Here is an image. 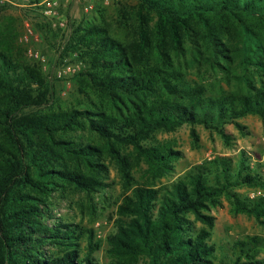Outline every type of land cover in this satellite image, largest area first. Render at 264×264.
Segmentation results:
<instances>
[{
    "label": "trees",
    "instance_id": "16d2710c",
    "mask_svg": "<svg viewBox=\"0 0 264 264\" xmlns=\"http://www.w3.org/2000/svg\"><path fill=\"white\" fill-rule=\"evenodd\" d=\"M8 8L0 7V264H98L92 231L53 214L55 195L107 187L101 149L77 133L103 140L131 186L118 147L131 146L164 176L179 153L146 145L157 132L190 125L198 142L193 127L202 126L227 142V125L242 132L240 119H264V0L96 7L93 16L69 24L64 49L84 68L72 78L82 101L67 110L54 107L56 93L19 42L17 18L3 15ZM27 11L41 19L33 23L35 32L47 37L51 24ZM186 45L198 65L230 73L235 89L212 93L191 84L175 69ZM243 188L264 190V154L241 150L195 166L169 186H133L106 239L110 264H264L257 259L264 247L257 236L234 241L228 262L210 243L215 217L209 212L222 197L233 215L264 226V195L249 197Z\"/></svg>",
    "mask_w": 264,
    "mask_h": 264
},
{
    "label": "rangeland",
    "instance_id": "374dc122",
    "mask_svg": "<svg viewBox=\"0 0 264 264\" xmlns=\"http://www.w3.org/2000/svg\"><path fill=\"white\" fill-rule=\"evenodd\" d=\"M120 2L135 6L137 0H69L60 8V19L66 22V27L51 26L53 31L47 34V37L35 32L33 23L40 22L41 19L34 17L29 11L9 7L3 14L5 18H17L21 30L19 42L27 47L28 59L39 62L42 72L50 81L56 93L55 108L67 110L82 101L79 95H75V82L72 78L83 70L84 65L77 61L74 54L64 49L71 35L69 24L93 16L92 12L98 6L112 8ZM29 29L37 36V40L35 37L30 38L28 42L23 40ZM185 48L183 57L175 60V69L181 71L191 84L202 86L212 93L235 89L236 81L230 73L217 66L198 65L195 61L197 57L191 52L190 46L186 45ZM30 52L37 53L44 62L31 57ZM67 66L77 67L76 72L58 77V71ZM239 124L243 127L242 132L233 125L225 127L227 142L216 132L202 126L193 127L198 142H194L191 137L190 125H183L173 132H157L153 139L145 142L146 145L169 147L179 153L172 162V170L164 176H158L151 170L136 156L131 146L118 147L120 155L126 160L125 171L132 178L131 186L126 185L119 164L107 151L104 141L88 131L79 132L76 135L78 139L101 149L100 158L107 167V175L104 178L107 187L91 194L68 192L65 197L55 195L57 206L53 209V214L55 218L73 220L85 230L92 231L93 242L99 246L93 253L95 260L98 264H110L106 239L114 230L117 206L125 195L130 194L133 186L163 188L183 178L195 166L220 156H237L241 150L264 154V119L249 115L240 119ZM251 163H254V160ZM239 191L249 197L264 195V190L243 188ZM209 214L215 217L210 243L215 245L218 258L228 262L233 257L231 246L238 239L257 236L264 242V226L257 224L253 217L244 214L233 215L230 203L225 197L221 198L218 207L210 209ZM82 245L85 250V241ZM257 259L264 260V247L260 248ZM138 264L144 262L140 260Z\"/></svg>",
    "mask_w": 264,
    "mask_h": 264
},
{
    "label": "built area",
    "instance_id": "2783aa9c",
    "mask_svg": "<svg viewBox=\"0 0 264 264\" xmlns=\"http://www.w3.org/2000/svg\"><path fill=\"white\" fill-rule=\"evenodd\" d=\"M69 0H0V7L7 6L10 8L24 9V10H36L39 14L48 21L53 28H65L66 22L60 19V8L61 6L68 2ZM108 1V0H107ZM117 1V0H116ZM37 36L29 29L23 36V40L28 42L30 38ZM31 57L36 59H41L44 62V59L40 58L37 53L30 52ZM77 67L67 66L58 71V77H64L76 72Z\"/></svg>",
    "mask_w": 264,
    "mask_h": 264
}]
</instances>
